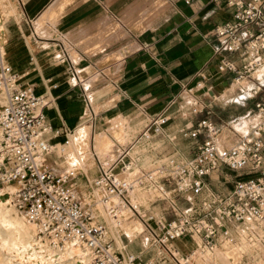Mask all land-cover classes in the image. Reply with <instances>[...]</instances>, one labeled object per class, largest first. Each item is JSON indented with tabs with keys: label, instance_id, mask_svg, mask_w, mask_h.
<instances>
[{
	"label": "built area",
	"instance_id": "1",
	"mask_svg": "<svg viewBox=\"0 0 264 264\" xmlns=\"http://www.w3.org/2000/svg\"><path fill=\"white\" fill-rule=\"evenodd\" d=\"M181 1L188 5L194 0ZM224 1L232 8V16L216 26L214 33L228 43L232 52L251 54L252 58L242 70L235 69L226 59L221 60L219 68L235 71L240 79L257 69H263L264 76L260 56L264 52V0ZM240 30L247 34L244 43L238 39ZM20 78L9 62L0 59V191L6 185L15 187V207L35 224L40 237H46L53 246L79 245L87 253V264H217V251L234 253L237 249L238 230L264 245V87L257 86L252 91L261 96L254 104L260 114L258 124L239 133L232 143L223 137L222 127L205 116L180 127L174 134H166L172 140L178 136L190 139L205 135L191 153L170 158L145 172L130 160L116 167L126 153L122 146L105 156L92 152L98 171L92 181L94 192L100 201L113 196L119 200L110 208L107 220L101 221L92 209L95 202L78 190L75 167L47 164V155L54 151L66 153L70 141L65 137L55 144L45 137L48 133L55 137L66 135V130L52 128L43 112L44 96L32 86H23ZM191 106L193 113L204 112L197 99L192 100ZM168 119L165 114L153 117L142 137L161 134ZM222 166L247 172L234 180L228 195L214 193L207 186L208 177L212 172H221ZM161 178L174 183L175 195L180 193L189 199L192 194L197 200L188 205L197 208H180L173 218L164 219L146 213V208L134 204L127 195L136 186H145L156 189L161 198H169L158 182ZM129 219L142 225L133 234L142 235L145 245L155 249L154 258L117 247L111 230H125L122 223ZM235 224L239 227L234 228ZM178 238L189 239L195 246L182 253L173 245Z\"/></svg>",
	"mask_w": 264,
	"mask_h": 264
},
{
	"label": "crops",
	"instance_id": "2",
	"mask_svg": "<svg viewBox=\"0 0 264 264\" xmlns=\"http://www.w3.org/2000/svg\"><path fill=\"white\" fill-rule=\"evenodd\" d=\"M12 1L20 7L17 17L23 23L33 21L35 24L57 0ZM106 1H70L66 9L47 23L41 35L35 26L33 30L29 29L32 35L20 39L23 43L16 52L19 59L12 61L13 70L21 76L20 83L34 87L37 94L44 96L46 106L43 112L47 122L53 129L66 130V135L62 133L55 137L48 133L45 137L55 144L61 143L65 137L69 138L66 153L54 151L48 154L47 164L58 168L68 167V159L76 145L81 157L75 166V182L79 191L81 188L88 191L98 174L87 143L90 142L93 129L103 125L106 120L117 118L109 128L113 134L120 136L119 133L125 132V129L127 132L125 145L115 144L126 150L117 167L123 161L130 160L141 172L151 170L170 158L191 153L205 135L190 139L178 136L172 140L166 134H174L180 127L196 123L204 113L222 127L223 137L229 143L236 141L239 133L248 132L258 124L260 114L254 104L261 96L254 95L252 91L257 86L264 87L263 69H257L240 79L235 71L219 68L221 60L226 59L233 63L235 69L242 70L252 58L251 54L242 56L232 52L228 43L214 33L216 26L230 20L232 16V8L224 0H194L188 5L181 0H168L167 11L149 26L133 32L132 38L121 44L114 42L116 38L110 39L102 48L96 39L98 33L102 30L111 31L109 38L114 32L117 34L116 30L112 27L107 30L109 23L103 19L100 24L93 26L92 31L89 22L88 26L77 30L82 48L86 43L83 40L88 38V51L80 50L74 58L70 55L69 59L63 57L53 42L58 37H51L56 32L54 27L59 24L65 29L93 20L100 11H107ZM128 7L123 11V16L127 14ZM57 16H60L58 23L51 24ZM238 39L241 43L247 40L244 30L239 31ZM260 56L264 61V52ZM107 59H113V63L105 65ZM84 70L92 71L87 79L80 77V72ZM98 75L101 77L98 78ZM193 99H197L204 107L203 113L191 111ZM158 114H165L169 118L163 132L150 138L142 137L151 119ZM99 136L102 143L106 144L107 134L96 133L95 139ZM163 184L171 199L175 195L174 183L164 181ZM169 198H161L167 200V204L157 202L155 205H173ZM174 205L177 203L174 202ZM121 231L111 230L118 248L124 246L122 250L125 252L154 258L155 249L147 247L143 238L140 241L130 239L123 244L124 240H128L125 237L134 238L138 235ZM133 241L136 242L134 246ZM173 245L180 252L187 253L193 248L194 242L178 238Z\"/></svg>",
	"mask_w": 264,
	"mask_h": 264
},
{
	"label": "rangeland",
	"instance_id": "3",
	"mask_svg": "<svg viewBox=\"0 0 264 264\" xmlns=\"http://www.w3.org/2000/svg\"><path fill=\"white\" fill-rule=\"evenodd\" d=\"M70 1H72V0H63V3H62L60 10L56 14H54L52 17H55L58 13H60L64 9H66V7L70 4ZM105 4H106L107 11H100L98 13V16L93 20H90V21L87 20L86 23L82 22V23H78V24H73L70 27H67L65 29H62V27H60L59 24H57L54 27V31H56V32H53V35H51V37H58L53 42L56 44V46L60 50L63 57L69 59V55H70L72 58H74L75 53L80 52V50H82L84 52L88 51V50H86V48L88 46L87 45V39L88 38L83 40L86 42L84 44V47H83L85 49L84 50L82 48V44H83L82 40L80 41L79 36L77 35V30L79 28H83V27L88 26L89 22L92 24V26H91L93 28L92 31L94 30L93 26L100 24V22L103 19H106L107 22L109 23V25H108L109 27L107 28V30L110 29L111 27L113 28V30H116L117 34H115V32H114L113 36H111L109 38H108V36L111 34V31L108 32V31L102 30L98 33L96 39L98 41H100V47L102 48L105 43L110 41V39L116 38L114 40V42H118L117 44H121L125 40L132 38L133 32L141 31L145 27L149 26L150 23L154 19L159 17L161 14L165 13V11H167V9H168V7H167L168 0H107L105 2ZM136 4H141V5L139 7L135 6L134 8L128 7L131 5L134 6ZM126 7H128L127 14L123 16L122 13L126 9ZM19 10H20V7H19L17 2L12 1V0H0V29L6 37L5 38L6 42L3 45V47H4V50L6 52L10 53L9 59H5V60L7 62H9L12 65V67H14L12 61H14V59L15 60L19 59L18 57H16V55H17L16 52L18 51V49H20V47L23 43V41L21 42L20 39L23 40L25 35L26 36L32 35L31 32L29 31V29L33 30V26H35L37 33L39 35H41L40 32L43 31L44 28L46 27L47 23L49 21H51V19H53L51 17L50 19H48V21L45 20L44 22H42L43 24L40 26L38 25L40 20H38L35 24L33 21L31 23L29 22L28 24L23 23L22 20L19 17H17ZM103 15H105V16H103ZM59 17L60 16H57L55 18V20H53L51 22V24L55 25L56 23H58V21L60 19ZM40 19H41V17H40ZM137 22H138V24H136ZM26 30H27V33H26ZM94 34L95 33L93 32L92 36H94ZM114 34L116 36H114ZM33 35H34V32H33ZM111 63H113V59H107L106 61H104L105 65H110ZM86 71H89V70H86ZM86 71L84 70L81 72V74L84 75L82 77V75L80 74V77L82 79H87L88 75H90L92 73V71L91 72H86ZM99 77H101V75H98V78ZM85 87H87L86 83H85ZM205 116H206V114L204 113L203 117H205ZM116 120H117V118L115 120L113 119L110 121L106 120L105 123H103V125L99 126L96 129H93V131L90 134V142L87 143V146L90 148L91 152L97 151L99 153V156L100 155L105 156V154L111 153L113 148L116 149L117 146H115V144L120 143V144L125 145V142L127 140V136H126L127 132H126V129L124 127L125 126L124 123H123V128L125 129V132H123V131L120 132L119 133L120 136H118V134L117 135L113 134L112 131H109L110 125H113V122ZM96 133L107 134V139L105 140L106 144L102 143L100 136L95 139ZM75 142H76V140H74L73 143H75ZM89 148H88V150H89ZM100 149H101V151H100ZM76 152H78V149L75 146L74 153L68 159V167L69 168L75 167L77 165L73 162V159H72L75 157ZM115 153L116 152L114 151L113 154H115ZM92 160H93V157H92ZM138 165H140V163H138ZM221 170H222L221 172H219V171L212 172L211 175L207 179L208 188H210L212 192L219 193L221 195L230 194L234 180L242 177L243 174L247 173L246 171H243V170H241V171L231 170L226 166H222ZM164 181L165 180L163 178H161L158 182L164 186V184H163ZM92 186H93V184H92ZM92 186L88 187V191H85L84 188H81V190H82V192L84 191V193L86 192L85 197H89V199H91V201L95 202L94 205H92V209H93V212L96 216V219L101 220V221L103 219L107 220L108 215L105 216L103 209L99 208L100 214L97 213L98 212L97 206H105V204L103 203V201L99 200L100 197L98 194H96L94 192ZM164 188H165V186H164ZM166 191H167V189H166ZM167 194H168V191H167ZM127 195L132 199L134 204L141 205L143 207L146 206V207H144L147 209V211H145L146 213H148V214H151V213L155 214L156 213L155 215L162 216L164 219L173 218L176 215L177 210L180 208L183 209V208L188 207L190 210H194L197 208V205H194L193 207H191V205H188V203L196 202V200H197L196 198H194V196L192 194L188 195L189 199H187L186 196H184L180 193L172 196L171 199L174 202H176L177 205H155L157 202H159L161 204L162 203L167 204V200L161 199V197H160L161 195L156 189H154V188L148 189L145 186H136L134 189L130 190ZM113 197L118 199V197H116V196H113ZM3 209L5 211V218L7 219V221H8V219L10 221V225L5 226V224H3V222L0 220V260H2L5 264H38V260L36 262H34V261L36 259H40L41 257L43 258L44 255H45V257L43 258V261H41V263H39V264H44V263L49 264L51 258L53 259V260L51 259V262L54 261V264H56V263L57 264L58 263L59 264L72 263L74 258H72L70 256L68 257V259L66 258L67 260L65 258L63 260V257H65L66 255L71 253L72 250L65 249V250L60 251L58 249L51 248L50 246H53V245L50 243V241L46 237H44V236L40 237L41 235L38 234L36 226H35V229H36L35 240L37 243L33 244V247H32V250H33L35 256H32V258H30V257L26 256V254L24 255V253L18 254V252H16L15 250H12L13 248L11 245L13 244V242L21 241V242H24L26 245L28 244V238H26V237L24 238L22 235H18V233L16 231V227L13 225V223L16 220H19L20 218H22L23 215L17 208L14 209L11 206V204H10V206H5ZM0 210H2V208H0ZM134 218L137 219L136 217H134ZM11 219H13V221ZM135 219H130V220H134L137 222V220H135ZM12 225L14 228L12 227ZM7 226H9V227H7ZM238 227H239L238 224L234 225V228H238ZM119 232H122V231L119 229ZM138 236L141 238H138ZM138 236H136L134 238H132V237L126 238L125 237L124 239H128V240L125 241L123 239L124 240L123 244L128 243L130 239L131 240L135 239L136 241L142 240V235H138ZM236 236L239 239V241H238L239 243L235 247L237 248V252L239 251V254L242 252L240 255L243 254V257L242 258H240L241 256L240 257L239 256L238 257H232V258L216 257V263L217 264H232V262L236 261V262H234V264H264V245H263V243L256 241L255 239L250 240L248 237H246L245 233H241V231H239V230L236 232ZM39 238L40 239L42 238V240H44V241L40 240ZM120 244H122V243H120ZM132 245L133 246L136 245V242L133 241ZM63 246L64 245H60L59 247H63ZM180 246H181V244H180ZM4 248L7 251H5ZM242 250H244L245 252ZM41 251L44 253V255L40 254ZM44 251H46L47 253ZM37 252H38V254H37ZM18 255H19V257H17ZM41 255H43V256H41ZM55 255H57V256H55ZM58 256H60V258ZM34 257H35V260H33ZM233 258H235V259H233ZM29 260L30 261L32 260L31 263ZM61 260L64 262H62ZM51 262H50V264H51Z\"/></svg>",
	"mask_w": 264,
	"mask_h": 264
},
{
	"label": "bare ground",
	"instance_id": "4",
	"mask_svg": "<svg viewBox=\"0 0 264 264\" xmlns=\"http://www.w3.org/2000/svg\"><path fill=\"white\" fill-rule=\"evenodd\" d=\"M62 3H63V0H57V1H55L50 7H49V9L46 11V13L44 14V15H42V17H41V19H39L40 20V22H39V26L40 25H42L43 23L42 22H44L45 20H47L48 21V19H50L54 14H56L59 10H60V8H61V6H62ZM52 18H54V17H52ZM5 35L3 34V32L1 31V29H0V59H2V60H5V59H9V57H10V53L9 52H6L5 50H4V47H3V45L5 44V42H6V40H5ZM100 42V41H99ZM6 61V60H5ZM81 73V72H80ZM85 73V72H84ZM82 75V74H81ZM84 75H82V77H83ZM76 143V142H75ZM74 143V144H75ZM98 143V142H97ZM76 146V145H75ZM100 151H101V149H100ZM73 159V162L75 163V164H77V163H79L80 161H81V157H80V155H79V153L78 152H76V155H75V157L74 158H72ZM122 160V159H121ZM120 160V161H121ZM120 161H118L117 162V164L120 162ZM117 164H116V167H117ZM6 187V188H5ZM5 188V189H4ZM14 186H12V185H6V186H4L2 189H1V191H0V208H2V210H0V220L3 222V224H5V226L6 225H10V221H9V219H8V221H7V219L5 218V211H4V207L5 206H10V204H11V206L14 208V209H16L15 208V206H14V203H13V201H12V196H13V191H14ZM117 201H119L117 198H114V197H110V198H108L107 200H105V201H103V203L105 204V206H97V213H99V208H101V209H103V211H104V214H105V216L106 215H109V211H110V208L112 207V206H114V204H116L117 203ZM144 207H146V206H144ZM95 208V207H94ZM95 210V209H94ZM100 214V213H99ZM7 216V215H6ZM104 216V217H105ZM8 217V216H7ZM18 218V217H17ZM122 219H120L121 221L122 220H124V218L123 217H121ZM12 221H13V219H11ZM12 224V223H11ZM13 225L16 227V231H17V233H18V235H22L24 238L26 237V238H28V244L26 245L24 242H21V241H17V242H13V244L11 245L12 246V250H15L16 252H18V254H22V253H24V255L26 254V256H28V257H30V258H32V256H35V254H34V252H33V250H32V247H33V244H35V243H37L36 242V240H35V235H36V229H35V224L34 223H32V222H30V221H28V220H26L24 217H22V218H20L19 220H16L14 223H13ZM13 225H12V227H13ZM122 225H123V228H125V231H126V233L127 234H132L133 235V232H135V231H137V230H141V228H142V225L139 223V221H134V220H127V221H125V222H123L122 223ZM7 227H9V226H7ZM14 228V227H13ZM38 237V236H37ZM18 238V237H17ZM37 239V238H36ZM40 239V238H39ZM40 240H42V238L40 239ZM42 241H44V240H42ZM10 242V241H9ZM12 243V242H11ZM40 243V242H39ZM47 243V242H46ZM48 244V243H47ZM3 245V244H2ZM46 245V244H45ZM49 245V244H48ZM7 246V245H6ZM10 246V247H11ZM50 246V245H49ZM2 247V246H1ZM9 247V248H10ZM51 248H53V249H58V250H60V251H62V250H65V249H70V250H72V252L71 253H69L68 255H66L65 257H63V260H64V258L66 259H68V257L70 256V257H72V258H74L73 259V261H72V263H69V264H87V259H88V256H87V253L85 252V250L82 248V247H80L79 245H73V244H70V243H66V244H64V246L63 247H59V246H50ZM37 248V247H36ZM123 248H124V246H123ZM4 250H5V248H4ZM11 250V249H10ZM36 250V249H35ZM245 250V249H244ZM244 250H242V251H244ZM5 251H7V250H5ZM49 251V250H48ZM12 252V251H11ZM14 252V251H13ZM44 252H46V251H44ZM233 252L235 253H232V251L231 252H223V251H217V253H216V257H222V258H224V257H228V258H232V257H240L241 255V253L239 254V251L237 252V249H235V251L233 250ZM245 252V251H244ZM47 253V252H46ZM45 253V254H46ZM17 254V253H16ZM37 254H38V252H37ZM36 254V255H37ZM40 254H43L44 255V253L41 251L40 252ZM43 255H41V256H43ZM55 256H57V255H55ZM242 256H243V254H242ZM17 257H19V255L17 256ZM22 257V256H21ZM25 257V256H24ZM23 257V258H24ZM27 257V258H28ZM45 257V255L43 256V258ZM51 257V256H50ZM59 258H60V256H58ZM29 258V259H30ZM43 258L41 257L40 259H36L35 260V257H34V259L33 260H35L34 262H36L37 260H38V264L39 263H41V261H43ZM52 259V258H51ZM51 259H50V262H51ZM66 259V260H67ZM233 259H235V258H233ZM53 260V259H52ZM70 260V259H69ZM30 261V260H29ZM32 261V260H31ZM31 261H30V263H31ZM58 261V260H57ZM56 261V262H57ZM62 261V260H61ZM60 261V262H61ZM33 262V263H34ZM46 262V261H45ZM50 262H49V264H50ZM62 262H64V261H62ZM68 262V261H67ZM234 262H236V261H234ZM234 262H232V264H234ZM47 263V262H46ZM0 264H5L2 260H0ZM45 264V263H44ZM48 264V263H47ZM51 264H54V261L53 262H51ZM57 264V263H56ZM59 264V263H58Z\"/></svg>",
	"mask_w": 264,
	"mask_h": 264
}]
</instances>
